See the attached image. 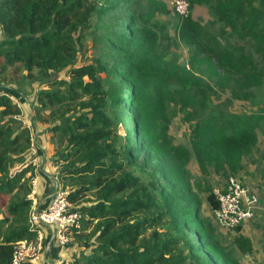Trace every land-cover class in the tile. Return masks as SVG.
Wrapping results in <instances>:
<instances>
[{
	"label": "trees",
	"instance_id": "16d2710c",
	"mask_svg": "<svg viewBox=\"0 0 264 264\" xmlns=\"http://www.w3.org/2000/svg\"><path fill=\"white\" fill-rule=\"evenodd\" d=\"M136 1L0 0V72L20 65L46 87L36 93L31 120L51 123L59 146L53 162L60 164L61 189L76 205L89 192L96 194L95 201L75 209L78 226L68 230L76 246L71 259L60 264H190L189 258L200 254L222 264H243L216 241L212 224L202 216L187 163L193 152L203 175L209 167L216 173H238L252 154L258 131L264 135V107L251 112L208 109L202 79L187 66L153 63L145 44L156 42V32L146 24L156 10L167 12L155 0L145 12L129 8L122 27L107 35L102 59L75 65L90 18ZM196 3L212 5L235 42L189 40L193 56L207 53L209 60L236 74L245 90L261 87L264 0H189L188 15L179 23L182 37L201 38L202 26L191 16ZM156 69H175L179 76L175 80ZM172 103L194 120L191 150L170 139L167 109ZM126 110L132 112L134 130L121 138L116 125ZM20 116V107L0 93V264H11L16 241L34 236L28 225L36 169L34 156L28 157L33 135ZM139 164L157 171L154 190L134 174ZM208 200L213 209L218 207L213 193ZM167 220L184 237L157 228ZM188 229L196 239L188 237ZM235 243L243 253L252 250L251 240L241 234Z\"/></svg>",
	"mask_w": 264,
	"mask_h": 264
},
{
	"label": "rangeland",
	"instance_id": "374dc122",
	"mask_svg": "<svg viewBox=\"0 0 264 264\" xmlns=\"http://www.w3.org/2000/svg\"><path fill=\"white\" fill-rule=\"evenodd\" d=\"M164 4L167 12L164 13L160 10H156L153 18L148 24L149 28L156 32V42L145 44L148 57L153 63H157L159 60H166L170 63L177 64V66H187L192 72L202 79L200 86L203 87L209 95V108L208 109H222L234 112H251L257 111L261 107H264V84L261 87L253 88L251 90H245L244 85L239 77L222 69L219 64L210 59V55L207 53H201L200 56L194 57V45L189 40L203 44L215 43V40L223 45L232 44L235 42V38L229 33V29L217 19L214 14L213 6L207 3L194 4L191 10L192 18L201 24L202 33L201 38H197L191 35V38L182 37L178 33L179 23L182 19L176 10V4L179 0H155ZM189 4V0H185ZM151 5L150 0H137L130 7L121 6L113 12L109 13H96L90 18V26L82 33L79 50L75 65H81L83 63H89L102 59L101 49L104 46V41L107 35L111 32L118 31L121 26V21L124 20L129 8L136 10V13L145 12L148 9V5ZM124 28V26H123ZM208 60L210 63L208 64ZM160 73L167 74L175 78H178L179 74L174 71H164L162 69H156ZM177 71V69H176ZM2 85V86H1ZM6 85V86H4ZM0 91H8L13 96L21 109L22 123L29 126L30 131L34 137L35 132L40 130L41 135L53 137V132L49 130L51 123L47 121L44 116V121H33L31 118L34 116V106L36 93L40 89L46 87L37 80L34 76H27V73L23 72L20 65H13L5 71L4 74L0 72ZM4 86V87H3ZM194 114H202V110H194ZM187 109L183 110L181 107L174 105L173 103L167 109V115L169 118L168 134L173 144L183 145L191 150L190 144V130L194 123V120L188 119ZM207 111V109L205 110ZM132 112L126 110L121 112L120 118L117 121V134L124 138L133 134V118ZM46 115V113H44ZM35 124L36 131L33 127ZM258 141L253 148L252 154L247 156L242 162L241 170L235 174V176L249 188V191L256 197L255 212L247 221L239 226V228H228L221 222H219L214 214V210L208 200V196L213 193V189L217 187H223L227 181L229 175L216 173L212 167H209L207 175H203L198 167L193 152L190 154L189 161L187 163V170L189 171V180L191 186L195 192L198 193L201 199V213L205 217L214 229V236L220 245L230 250L243 264H264V135L258 131ZM34 143V138H33ZM36 146L38 148H36ZM35 151L33 154V148ZM31 154L28 157L35 155L40 156L42 150L39 145L31 146ZM27 157V158H28ZM29 159V158H28ZM53 161V159H52ZM36 169L34 172L40 173L39 160H34ZM19 165H15V169ZM60 169V166L57 168ZM134 174L140 177L141 182L149 187L154 186L151 184L152 180L157 178V171L148 164H139L133 167ZM60 180V179H59ZM156 181V180H155ZM154 190V188H153ZM95 192H89L83 197L79 204L73 203V208L76 209L82 204H89L95 201ZM162 232H170L172 234L180 235L184 237L182 232L173 228L170 225V221H166L157 226ZM188 237L196 239V235L188 229ZM70 241L73 242L70 229L68 230ZM248 237L252 243V250L250 252H241L235 243V239L238 235ZM47 247V246H46ZM44 249V255L48 250ZM200 257H190V264H222L221 261H215L214 259H207L202 254ZM50 258V264H55L56 258ZM44 259V258H43ZM43 264H47L44 262Z\"/></svg>",
	"mask_w": 264,
	"mask_h": 264
},
{
	"label": "built area",
	"instance_id": "2783aa9c",
	"mask_svg": "<svg viewBox=\"0 0 264 264\" xmlns=\"http://www.w3.org/2000/svg\"><path fill=\"white\" fill-rule=\"evenodd\" d=\"M188 7L185 0H179L176 4L177 12L184 17L188 15ZM0 93L8 96L12 102H17L8 91ZM34 176L31 179L32 188L35 184ZM213 194L218 201V207L214 210L215 217L228 228L240 226L255 212V195L235 175H229L225 185L213 189ZM79 218L80 213L67 199L66 191L60 188L55 190L45 208H38L33 204L28 214V225L34 236L14 243L11 264H43L46 227L51 230L58 245L63 247L70 241L68 228L71 225L77 227Z\"/></svg>",
	"mask_w": 264,
	"mask_h": 264
},
{
	"label": "crops",
	"instance_id": "0c3cea01",
	"mask_svg": "<svg viewBox=\"0 0 264 264\" xmlns=\"http://www.w3.org/2000/svg\"><path fill=\"white\" fill-rule=\"evenodd\" d=\"M35 125V124H34ZM35 131L36 128L33 126ZM34 145H39L42 152L40 156L35 153L34 160H39L40 173H34L35 184L32 188V192L29 197L32 198L33 204L38 208H45L50 200V197L55 192L56 189H61V182L57 176L59 169H57L60 164L54 163L52 159L56 156V151L58 150L57 140L50 136L41 135L40 130H37L34 135ZM36 148H38L36 146ZM32 152V150H31ZM36 152L35 147L33 148L32 154ZM46 251L51 255L52 258H56L55 264H60L61 261L66 262L71 259L72 253L75 249L76 243H67L66 246L60 247L57 240L52 237L51 230L46 227ZM48 253L44 255V262L50 264Z\"/></svg>",
	"mask_w": 264,
	"mask_h": 264
},
{
	"label": "water",
	"instance_id": "95a60500",
	"mask_svg": "<svg viewBox=\"0 0 264 264\" xmlns=\"http://www.w3.org/2000/svg\"><path fill=\"white\" fill-rule=\"evenodd\" d=\"M0 33H1V30H0Z\"/></svg>",
	"mask_w": 264,
	"mask_h": 264
}]
</instances>
